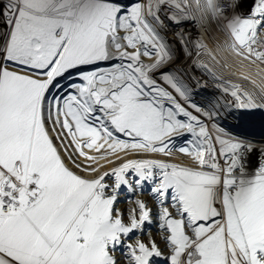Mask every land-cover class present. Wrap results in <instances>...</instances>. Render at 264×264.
<instances>
[{"label": "snow or ice", "instance_id": "obj_1", "mask_svg": "<svg viewBox=\"0 0 264 264\" xmlns=\"http://www.w3.org/2000/svg\"><path fill=\"white\" fill-rule=\"evenodd\" d=\"M238 2L0 0V264H120L118 251L127 264H264V146L250 131L264 114V0L245 15ZM187 21L226 40L193 39ZM173 25L185 55L191 44L253 88L197 60L220 93L197 103L207 82L166 67ZM177 153L189 162L150 158ZM146 182L158 208L136 200L126 223L121 190ZM153 215L164 248L126 243Z\"/></svg>", "mask_w": 264, "mask_h": 264}, {"label": "bare ground", "instance_id": "obj_2", "mask_svg": "<svg viewBox=\"0 0 264 264\" xmlns=\"http://www.w3.org/2000/svg\"><path fill=\"white\" fill-rule=\"evenodd\" d=\"M141 2L146 3L147 0H141ZM123 3L125 5H129L131 3V0H123ZM235 11L237 14H240V15L241 14L245 15L247 13L246 10L244 12L241 11L240 13H238L239 10H237V7H236ZM228 12L231 14L232 9L229 8ZM166 23L172 24L171 21H166ZM196 26H197V30H196V28L194 29V22L187 21L185 24V28H184V31L186 33L191 34V37L193 39L198 36V37L204 39L205 43H208V37L211 36L213 38L214 43H221V44L226 40V37L223 35V33L220 32V30L216 26L215 22L205 23L203 25L197 23L195 25V27ZM174 28H175V26L173 25L172 27L164 29L161 34L164 37L168 36L169 41L172 38H175L174 41H176L178 43L177 37L175 35V31L171 30ZM194 30H195V34H194ZM260 39H264V35H261ZM189 47L192 48V55L191 56L185 55V53L181 50V48H172L171 47V50L173 51V53L175 55V59L173 61H170L166 65V67L168 69H175L177 67L183 68L185 70V73H187V74L184 75L182 73L181 75L190 85L194 86V82L191 80V76H193V75L198 77L202 83L205 81L207 82V88L202 89V91H204V92L201 91V93L206 95V97L203 100L200 98L199 99L195 98L197 103L204 104V103H206V99L208 96H213V95L219 96L220 95V93L217 92L216 85L213 83V81L211 79H209L207 75L202 74V72L194 66V61H197V60L207 63L208 66L210 68H212L213 71H215L217 73V75L222 76L225 80L235 82V83H239V84H241L244 87H247L249 89L253 88V85L250 82L243 80L240 76H238L235 73V71H231V72L230 71H221L220 65L215 63L214 61H212L206 54L197 57L196 56V50L193 49L191 44L189 45ZM224 57H227L229 61H231V59H232L230 56H228V54H224ZM224 57H220L221 64H223L225 62ZM145 62L147 63L150 61L147 60V58H145ZM190 67H191V71H189ZM262 67H264V65H262ZM251 68H252L253 73H255V71L257 70L256 65H252ZM252 119L254 121V125H257L259 128L261 116L258 114L255 117H253ZM252 138L253 139L257 138V135L253 134ZM179 142L180 141H178V143ZM255 143L257 144V150L256 151L258 153L260 146H264V142L255 141ZM177 155H179V157L181 156V154H179V153H177ZM153 159H157V158L154 157ZM163 159H165V157H163ZM163 159H158V160H163ZM251 160H252V164L250 166V171L254 170L255 167L257 166L258 158L256 155H253L251 157ZM181 161H184V159L182 158ZM188 162H189V160H186L184 163L187 164ZM184 163H183V165H185ZM183 165H181V166H183ZM73 170L77 171V174L85 176V178L89 177L86 173L79 172L76 169H73ZM89 178H91V177H89ZM150 188H151V185L146 182L144 185L143 191L137 190L135 192H129L126 188L121 190V194L119 195L118 202L116 204V208H118L123 213L124 221L126 223L128 222L130 210L136 208V205L134 203L136 200L145 201L147 203L148 207L153 210V213L156 212L158 205L152 197V194L150 192ZM168 204L169 205L171 204L170 199L168 201ZM158 223L159 222H158V220H156L155 215H153V222L151 224H146L142 231H135L131 235V239L126 241V243H129V242L135 243V239L139 238L147 244L151 238L157 242V244L160 246L161 249H163L164 244L161 242L160 230L157 227ZM116 255H117V258L120 260V264H127V261L122 257V255L119 251L116 253ZM161 260H162V258H156V264H160Z\"/></svg>", "mask_w": 264, "mask_h": 264}, {"label": "rangeland", "instance_id": "obj_3", "mask_svg": "<svg viewBox=\"0 0 264 264\" xmlns=\"http://www.w3.org/2000/svg\"><path fill=\"white\" fill-rule=\"evenodd\" d=\"M224 2L225 3H227V0H224ZM253 5H252V0H239V2H238V6H237V10H239L238 11V13H240L241 11L242 12H244L245 10L246 11H248L251 7H252ZM245 8V9H244ZM242 15V14H241ZM192 22H194V29L196 28V30H197V26L195 27V25L198 23L197 21H192ZM196 23V24H195ZM171 30H174V29H171ZM162 33V32H161ZM194 34H195V30H194ZM165 39L167 40V42L169 41V38H168V36H165ZM175 40V38H172L168 43L170 44V46H172V48H181V46L179 45V43H177L176 41H174ZM175 43V44H174ZM193 49H195V48H193ZM202 92H204V91H202ZM205 97H206V95H204V94H199V95H197L195 98H200V99H205ZM260 116H261V119H260V123H259V128H258V126L257 125H254L253 126V128L252 129H250V131H252V133L253 134H255V135H257V138H254V141H258V142H264V114H259ZM57 146H58V142H57ZM61 152H63V150L61 149ZM177 155V154H176ZM173 155L171 158H167V157H165V159H163V156L161 157V156H152L153 158L155 157V158H157V159H163V160H166L167 159V161L168 162H170V163H179V164H181V165H183V163L186 161V160H189V158L188 157H185V156H183L182 154H181V156L179 157V155ZM175 156V157H174ZM257 156V155H256ZM151 157V158H152ZM177 157V158H176ZM180 158V159H179ZM184 159V161H181V159ZM257 158H258V156H257ZM174 159V160H173ZM176 159V160H175ZM179 159V160H178ZM186 159V160H185ZM185 164V163H184ZM70 165V164H69ZM71 166V165H70ZM72 167V166H71ZM109 167H111V166H109ZM73 169H75V168H73ZM77 170V169H76ZM87 177V176H86ZM89 177H91V176H89ZM88 177V179H91V178H89Z\"/></svg>", "mask_w": 264, "mask_h": 264}]
</instances>
